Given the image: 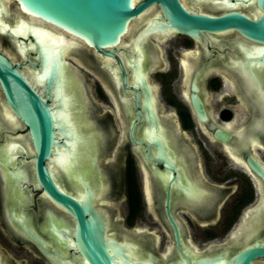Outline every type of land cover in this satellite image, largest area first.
Returning <instances> with one entry per match:
<instances>
[{
	"label": "flooded vegetation",
	"instance_id": "af4514ba",
	"mask_svg": "<svg viewBox=\"0 0 264 264\" xmlns=\"http://www.w3.org/2000/svg\"><path fill=\"white\" fill-rule=\"evenodd\" d=\"M194 1L199 4L186 0L183 6L206 12L213 5ZM143 27L138 22L129 25L130 34L112 49L118 60L101 56L79 40L74 57H65L84 86L86 122L91 125L84 136L94 132L97 145L94 149L93 140L78 143L70 172L55 165L53 174L56 154L68 153L74 143L72 132L68 137L58 132L59 147L44 165L59 189L78 203L91 198L104 224L112 264H227L238 252L264 244L263 228L248 244L226 250L231 235L246 229L264 199V67L246 62L240 48L248 52L256 44L235 32L204 35L197 41L177 33L150 36L143 45L144 68L158 127L155 131L139 108L133 140L140 144H134L129 136L137 116L134 92L123 89L119 62L126 85L136 87L129 65L131 42ZM3 38L14 50L16 60L11 61L21 65L29 79L32 68L26 61L33 62L32 56L22 58L11 38ZM126 42L129 47L124 48ZM81 55L92 62L86 64ZM81 70L96 77V94L104 104L94 102ZM162 93H168L165 99ZM254 93H260L261 104ZM193 99L200 103L199 113ZM59 101L52 93L49 104L61 112ZM163 130L167 137L158 133ZM153 131L164 142L169 165L147 142ZM238 131L251 138L241 144ZM11 145L14 154L7 152ZM34 156L28 129L0 91V264H89L75 241V218L39 187ZM204 196L209 200L198 204ZM251 264H264V259Z\"/></svg>",
	"mask_w": 264,
	"mask_h": 264
},
{
	"label": "water",
	"instance_id": "95a60500",
	"mask_svg": "<svg viewBox=\"0 0 264 264\" xmlns=\"http://www.w3.org/2000/svg\"><path fill=\"white\" fill-rule=\"evenodd\" d=\"M133 1L0 0V37L11 38L22 58H28L30 55L34 60L26 61L32 68L29 80L20 71L22 66L12 62L16 60V56L11 45L7 44L10 52L0 51L2 97L14 116L28 129L35 154V178L39 187L52 201L75 218V241L89 264H112L105 246L104 224L98 219V212L93 210L91 198L78 203L59 189L53 175L44 165L53 149L59 147L60 139L56 136L58 132L61 137H68V132H72L74 137L71 140L74 143L69 145L71 151L68 153L56 154L54 165L50 168L52 173H56L55 165L70 172L75 162L72 154L77 153L78 143L84 140L86 144L93 140L94 149L97 145L94 132L84 136L86 132H91L89 129L91 125L86 122L87 99L84 86L79 75L73 69H69L70 64H67L65 59L66 56L74 57L72 52L80 46L77 41L83 42L103 57L118 60V55L112 49L119 45L123 37L130 34L127 32L129 24L138 22V27L143 24L144 27L131 42L133 58L129 65L136 87L126 85V72L119 62L123 74L122 87L124 90L134 92L131 95L137 116L129 131L134 144H140L133 140L134 128L141 117L140 109L155 131L158 127L155 99L146 80L148 69L144 68L147 58L143 45L150 36L177 33L197 41L200 37L204 38V35L235 32L256 44L248 52L240 45L246 62L264 67V0H197L213 4L206 8V12H190L180 0H139L134 6ZM192 3L197 2L192 0ZM144 16L146 19L140 23V18ZM24 17H30L35 21ZM123 47L127 48L129 44L126 42ZM107 66L109 67L108 63ZM251 76L256 79L255 74ZM84 79L86 82L89 81L90 86V80L85 77ZM115 81H118L116 76ZM36 86L42 91L37 92ZM261 87L260 84L259 89ZM253 88L255 91V86ZM140 90L143 93H139ZM38 93H44L45 98ZM52 93L60 98L57 106L60 107L62 104L61 112L49 104ZM254 94L257 102L261 104L260 93ZM54 104H57L56 101ZM193 105L199 113L200 103L193 99ZM2 116L6 120L3 114ZM254 127L261 125L256 124ZM155 131L150 134L147 142L157 147L158 159L169 165L164 142ZM158 133L167 137L165 130ZM238 136L241 144L251 138L244 131H238ZM221 137L225 138L224 135ZM14 149L15 145H11L7 147V152L14 154ZM146 150V158L149 159L148 147ZM207 198L201 197L197 203H206L209 200ZM172 225L174 226L173 222ZM245 225L246 229H240L238 236L231 235L226 250L240 248L259 236L264 228V199L255 207L251 220ZM256 259H264L263 243L260 245L255 243L252 247L238 252L226 263L251 264Z\"/></svg>",
	"mask_w": 264,
	"mask_h": 264
},
{
	"label": "rangeland",
	"instance_id": "374dc122",
	"mask_svg": "<svg viewBox=\"0 0 264 264\" xmlns=\"http://www.w3.org/2000/svg\"><path fill=\"white\" fill-rule=\"evenodd\" d=\"M4 50L10 52L5 39L3 37H0V51L4 53ZM82 58H83L84 62H86V64H88V62H92L88 57H82ZM83 71L81 72V74L84 75L85 78L90 80V94L92 95L94 102L97 103V105H102V103L104 104L103 97H99L96 94V87H97L96 77L92 76L91 78H89L87 76V74ZM151 77L153 78L154 76L152 75ZM167 95H168V93H162V99H165V97ZM100 117H101V115H100Z\"/></svg>",
	"mask_w": 264,
	"mask_h": 264
},
{
	"label": "bare ground",
	"instance_id": "6f19581e",
	"mask_svg": "<svg viewBox=\"0 0 264 264\" xmlns=\"http://www.w3.org/2000/svg\"><path fill=\"white\" fill-rule=\"evenodd\" d=\"M7 1H9V0H7ZM138 1H139V0H134V1H133V6H134ZM180 1H181L182 5H184V3H185L186 0H180ZM7 4H8V3H7ZM185 5H186V4H185ZM185 7H186V6H185ZM195 9H196V8H195ZM201 12H202V11H201ZM28 18H29V19H28ZM27 19H28V20H34V19H31L30 17H27ZM34 21H35V20H34ZM141 22H142V21H141ZM129 25H130V24H129ZM51 28H52V27H51ZM130 28H131V27H130ZM130 28H129V26H128V31H129ZM55 30H56V29H55ZM128 31H127V32H128ZM61 33H62V32H61ZM121 40H122V39H121ZM121 40H120V43H121ZM120 43H119V44H120ZM66 63H67V62H66ZM5 110H6V109H5ZM5 110H3V111H5ZM7 111H8V110H7ZM7 116H8V115H7ZM10 116H11V115H10ZM7 118H8V117H7ZM7 118H6V119H7ZM11 118H13V117L11 116ZM8 119L10 120V118H8ZM148 197H149V195H148Z\"/></svg>",
	"mask_w": 264,
	"mask_h": 264
}]
</instances>
